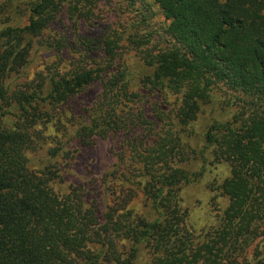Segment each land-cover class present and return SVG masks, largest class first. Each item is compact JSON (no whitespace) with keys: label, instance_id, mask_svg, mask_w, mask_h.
Returning <instances> with one entry per match:
<instances>
[{"label":"trees","instance_id":"1","mask_svg":"<svg viewBox=\"0 0 264 264\" xmlns=\"http://www.w3.org/2000/svg\"><path fill=\"white\" fill-rule=\"evenodd\" d=\"M74 1L29 0L28 25L10 18L11 24H0V264H134L142 246L152 256L150 264H236V254L244 252L240 238L258 233L264 218V0H153L165 20L160 29L167 42L156 53L140 51L142 62L121 64L117 42L107 39L102 43L103 64L109 70L100 64L96 69L84 66L83 55L69 72L49 68L25 87L14 84V74L32 63L34 46L62 51L63 41L43 33L64 5ZM97 81L103 94L75 137L84 143L137 125L117 107L108 109L113 97L115 105L135 104L144 92L177 97V108L168 117L176 135L170 128L151 150L143 143L133 146L136 162L145 166L148 202L147 214L134 225L117 219V210L110 209L103 221L98 207L88 205L80 190L56 191L61 142L40 167L32 159L43 139L36 127ZM219 85L257 108L245 119H213L204 131L200 155L214 147L230 165L231 178L222 185L230 204L224 227L209 235L208 244L188 249L182 242L187 213L179 191L201 174L191 175L173 164L183 154V130L206 106L218 104L213 91ZM159 112L156 106L153 113ZM140 118L142 124L148 122L143 113ZM141 147L146 155L139 153ZM124 241L129 244L123 252ZM245 264L250 262L246 259ZM252 264H264V246Z\"/></svg>","mask_w":264,"mask_h":264},{"label":"rangeland","instance_id":"2","mask_svg":"<svg viewBox=\"0 0 264 264\" xmlns=\"http://www.w3.org/2000/svg\"><path fill=\"white\" fill-rule=\"evenodd\" d=\"M28 2L0 0V24H11L8 21L10 18L20 20V25H28ZM72 6L76 7V11L71 9ZM161 25H165V20L153 0H75L71 5H64L57 21L43 33L46 38L63 41L62 51L47 52L34 46L30 53L32 63L26 70L14 74L12 81L25 87L39 74L47 75L49 68L69 72L83 55L87 56L82 61L84 66L96 69L100 64L103 69L109 70L108 64H103L105 45L102 43L107 39L117 42L121 64L134 66L142 62L140 51L156 53L160 47H165L167 38L160 29ZM85 39L93 40V45H88ZM118 65L119 62H116L115 66ZM213 92L218 104L206 106L196 122L187 131L183 130V154L178 155L173 164L175 168L188 170L191 175L201 174L191 183L182 184L179 191L181 207L187 213L181 225L182 242L186 248L194 250L208 244L209 235L224 227L222 220L230 204L228 195L222 189L224 181L231 178L230 165L217 148L210 147L204 156L200 155L204 131L213 119L231 122L239 116L245 119L257 108L256 104L239 102L224 85L216 86ZM102 94V83L97 81L67 104L59 105L57 111L49 113L50 120L36 127L42 131L43 139L39 141L32 159L40 167L49 150L59 148L61 142L63 148L56 160L61 179L55 184L56 191L69 193L73 189L80 190L79 194L83 195L88 205L98 207L103 221L110 209L117 210V219L120 217L126 225H134L147 214L148 202L145 166L136 162L138 157L133 153V146L143 143L145 149L151 150L161 144L170 128L176 135L168 117H172L177 108V97L144 92L143 100L135 104L117 105L113 97L108 109L117 107L119 114L126 113L141 126L134 125L130 129L111 133L107 138L94 136L86 143L76 140V133L83 121L91 117V110ZM243 99L249 103L248 98ZM156 106L160 109L158 114L153 113ZM142 113L148 121L143 124ZM138 151L147 154L142 147ZM182 158L188 161L182 163ZM157 169L160 168H155L154 174H157ZM258 227L255 235L240 238L244 252L236 254V264H245L246 259L252 264L256 252L262 250L264 218ZM126 243L129 244L124 241L121 245L123 252ZM151 257L149 250L142 246L134 264H150Z\"/></svg>","mask_w":264,"mask_h":264}]
</instances>
